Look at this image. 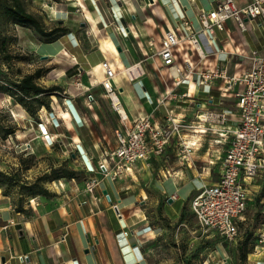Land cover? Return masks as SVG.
I'll return each mask as SVG.
<instances>
[{
  "label": "crops",
  "instance_id": "obj_1",
  "mask_svg": "<svg viewBox=\"0 0 264 264\" xmlns=\"http://www.w3.org/2000/svg\"><path fill=\"white\" fill-rule=\"evenodd\" d=\"M68 1L76 10L68 17L69 24L68 19H62L68 32L52 42L34 37L31 47L41 58L54 61L59 77L67 73L83 76V87L93 91L86 102L66 97L68 109L64 110L68 113L62 119L74 132L73 147L79 148L89 164L87 177L95 175L100 180L97 198L84 192L83 181L73 192L58 196L56 202L37 200L30 209L17 210L11 197L0 190V264H154L146 241L166 232V219L185 218L199 189L218 181L232 130L240 120L236 92L241 86L227 88V80L221 76L204 82L201 74L246 72L264 58V28L247 20L246 28L241 29L228 19L214 36L201 31L199 15L211 9L215 0H83L95 24L75 0ZM248 1L236 0L239 5ZM168 28L180 38L174 49L175 65L181 69L178 75L158 55ZM19 30L22 33L24 28ZM190 32L195 33L202 52ZM106 37L116 47V54L102 48L101 39ZM104 60L114 63L116 71L121 68L118 60L123 67L141 62L144 73L136 79L113 78L131 119L146 115L161 125L170 116L188 125L162 154L138 160L114 179L104 176L97 163L100 155L113 166L108 153L117 147L115 131L121 124L101 84V67L100 76L94 72ZM125 92L131 94L133 107ZM221 112H226L224 120ZM182 141L190 144L183 160ZM258 179L264 184V171L244 182L247 207ZM154 194L157 198H149ZM146 199L161 211L163 220L149 213ZM252 254L264 264V244H257ZM19 255L25 256L23 261Z\"/></svg>",
  "mask_w": 264,
  "mask_h": 264
},
{
  "label": "rangeland",
  "instance_id": "obj_2",
  "mask_svg": "<svg viewBox=\"0 0 264 264\" xmlns=\"http://www.w3.org/2000/svg\"><path fill=\"white\" fill-rule=\"evenodd\" d=\"M21 2L45 29L58 25L67 27L64 20L76 11L68 0ZM3 3L4 0H0V190L8 194L16 206L21 204L30 209L37 200L56 202L58 196L73 192L75 185L86 180L89 164L79 148L73 147L74 132L67 129L62 118L68 113L64 110L68 109L66 97L75 96L86 102L93 91L83 87V76L73 77L67 73L59 77L54 71V61L41 58L31 47L34 37H43L33 27L19 25L9 18L2 10ZM46 3H57L55 6L60 10L57 8L52 12ZM78 18L75 22L77 28ZM70 21L68 19L67 24ZM20 27L24 28L22 33ZM38 69L42 71L41 77L36 79L39 84L58 85L59 89L48 98L49 107L41 106L38 101L29 102L35 111L31 113L16 100L13 83ZM71 172L73 176L68 175ZM256 183L258 185L253 186L249 206L243 214L244 219L238 223L234 240H225L212 231H202L195 215L188 210L185 218L166 219V232L146 241V251L153 263L259 264L252 252L264 226V184L262 179ZM154 195L149 198H157ZM146 200L149 213L151 211L156 218L163 220L156 205ZM241 246L244 257L239 249Z\"/></svg>",
  "mask_w": 264,
  "mask_h": 264
},
{
  "label": "built area",
  "instance_id": "obj_3",
  "mask_svg": "<svg viewBox=\"0 0 264 264\" xmlns=\"http://www.w3.org/2000/svg\"><path fill=\"white\" fill-rule=\"evenodd\" d=\"M228 19L234 20L241 29L246 28L247 20H254L264 28V0H249L243 5H239L236 0H215L211 9L202 11L199 15L200 30L214 36L224 29ZM183 24L188 22L185 20ZM190 38L199 53L202 52L194 32H190ZM179 42L178 34L168 28L164 32L158 51L164 64L169 66L175 75L181 73L179 66L175 65L174 53ZM140 63L136 61L125 65L128 80L132 81L144 73ZM100 67L104 73L101 84L108 94L112 108L119 114L121 124L115 131L117 147L108 153L113 159V166H110L107 158L100 155L97 157V163L98 170L104 176L114 179L130 169L138 160L145 161L152 155L162 154L170 140L175 135L179 136L182 128L188 125L170 116L161 125L154 123L146 115L131 119L117 87L113 84L116 68L107 60L102 61ZM201 76L204 82L210 77L221 76L227 80V88L241 86L236 92L240 120L232 130L233 137L223 158L220 178L214 184L202 186L191 199V210L202 231L215 232L225 240L231 241L237 236L238 223L247 207L244 182L264 171V58L256 60L255 64L241 75L226 76L225 70H216L206 71ZM225 114L226 112L219 114L221 120L225 119ZM181 146L183 160L187 157L190 144L182 141ZM99 183L100 180L95 175L87 177L84 192L96 199L95 189ZM257 244H264V226L258 234L254 248ZM19 258L23 261L25 256L19 255Z\"/></svg>",
  "mask_w": 264,
  "mask_h": 264
},
{
  "label": "trees",
  "instance_id": "obj_4",
  "mask_svg": "<svg viewBox=\"0 0 264 264\" xmlns=\"http://www.w3.org/2000/svg\"><path fill=\"white\" fill-rule=\"evenodd\" d=\"M2 10L15 23L22 26L33 27L46 42L55 41L57 38L68 32V28L63 25H58L51 29H45L37 17L26 10L21 0H4ZM41 75L42 71L38 69L32 73H27L21 76L13 83L14 89L16 90L13 92V94L17 97L16 100L23 104L25 108L31 113H34L35 111L30 108L29 102L38 101L41 106L49 107L48 98L50 95L54 94L57 89H59L58 85L45 86L39 84L36 79L41 77ZM68 175L73 176V172L69 173ZM15 209L24 210L21 204L15 206ZM256 242L257 241L255 240L253 247L255 246ZM239 249L241 250V253H243L242 255L244 257L245 252H242L243 247L241 246Z\"/></svg>",
  "mask_w": 264,
  "mask_h": 264
},
{
  "label": "bare ground",
  "instance_id": "obj_5",
  "mask_svg": "<svg viewBox=\"0 0 264 264\" xmlns=\"http://www.w3.org/2000/svg\"><path fill=\"white\" fill-rule=\"evenodd\" d=\"M75 1H76L77 4H79L82 7V9L84 11L83 14L87 17V19L89 21H91L93 24H95V18L93 16V13L87 8V6L83 2V0H75ZM46 7L49 10H51L52 12L56 11V6L53 3H46ZM101 45H102V48L109 49V50H111L115 54L117 53V49L113 45V43H112V41H111V39L109 37H106L105 39H101ZM117 63L119 64V66L121 68L118 71H116V74L114 76L115 77V80L116 81H119V80H121L122 77H125L127 79L129 77L128 72H127V67H125V66L123 67L121 61H119V60L117 61ZM111 65H112V67H114V63H112ZM114 68H116V67H114ZM99 69H100V66H97L96 65L94 67V72H98L99 73V76H100ZM124 95H125L126 100L131 105V107H133V102H132L131 94L129 92H125Z\"/></svg>",
  "mask_w": 264,
  "mask_h": 264
},
{
  "label": "water",
  "instance_id": "obj_6",
  "mask_svg": "<svg viewBox=\"0 0 264 264\" xmlns=\"http://www.w3.org/2000/svg\"><path fill=\"white\" fill-rule=\"evenodd\" d=\"M104 193H105V195H106L107 199H108V200H110V199H111V197H110V195L107 193V190H104Z\"/></svg>",
  "mask_w": 264,
  "mask_h": 264
}]
</instances>
